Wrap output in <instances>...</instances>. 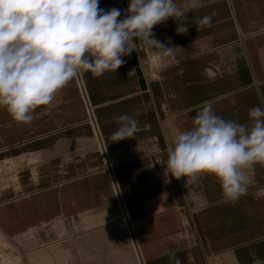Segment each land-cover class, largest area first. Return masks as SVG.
<instances>
[{
	"label": "crops",
	"instance_id": "1",
	"mask_svg": "<svg viewBox=\"0 0 264 264\" xmlns=\"http://www.w3.org/2000/svg\"><path fill=\"white\" fill-rule=\"evenodd\" d=\"M202 3L187 33L171 18L153 29L179 63L162 70L141 46L117 72L75 77L29 123L0 107V264H264V165L226 202L215 176L188 183L158 163L205 103L241 124L264 107V0ZM128 4L100 0L120 19ZM122 114L138 131L114 142Z\"/></svg>",
	"mask_w": 264,
	"mask_h": 264
},
{
	"label": "clouds",
	"instance_id": "2",
	"mask_svg": "<svg viewBox=\"0 0 264 264\" xmlns=\"http://www.w3.org/2000/svg\"><path fill=\"white\" fill-rule=\"evenodd\" d=\"M203 6L202 0H129L120 19L119 9L105 11L100 0H0V107L13 121L29 123L75 77L117 72L123 57L141 46L153 50L162 70L179 63L178 47L155 39L153 29L171 18L177 34H185L188 13ZM198 23L211 26L212 16ZM248 117L250 124L226 120L205 103L192 128L174 134L166 146L167 159L158 163L188 183L211 174L225 201H238L247 193L248 172L264 165V107L250 108ZM115 122L114 142L133 138L138 131V121L127 114Z\"/></svg>",
	"mask_w": 264,
	"mask_h": 264
},
{
	"label": "built area",
	"instance_id": "3",
	"mask_svg": "<svg viewBox=\"0 0 264 264\" xmlns=\"http://www.w3.org/2000/svg\"><path fill=\"white\" fill-rule=\"evenodd\" d=\"M151 76H154L153 74Z\"/></svg>",
	"mask_w": 264,
	"mask_h": 264
}]
</instances>
